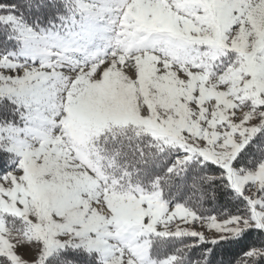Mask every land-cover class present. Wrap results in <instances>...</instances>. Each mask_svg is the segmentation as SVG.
I'll return each instance as SVG.
<instances>
[{
	"label": "snow or ice",
	"instance_id": "1",
	"mask_svg": "<svg viewBox=\"0 0 264 264\" xmlns=\"http://www.w3.org/2000/svg\"><path fill=\"white\" fill-rule=\"evenodd\" d=\"M0 264H264V0H0Z\"/></svg>",
	"mask_w": 264,
	"mask_h": 264
}]
</instances>
